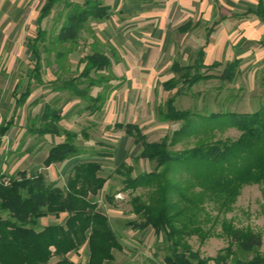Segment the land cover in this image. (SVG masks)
<instances>
[{
    "label": "trees",
    "instance_id": "trees-1",
    "mask_svg": "<svg viewBox=\"0 0 264 264\" xmlns=\"http://www.w3.org/2000/svg\"><path fill=\"white\" fill-rule=\"evenodd\" d=\"M60 4L63 22L52 37L42 28V22ZM111 14L110 7L104 5L102 0H83L82 3L43 0L36 19V34L27 40V46L35 57L34 67L26 83L21 85L23 90L15 99V109L26 102L32 93L33 84H45L41 75L40 46L46 53L55 51L57 70H62L63 59L78 48L83 32L90 30L87 24L90 21H105ZM254 15L264 22V3H258ZM184 30V27L180 29ZM46 40H49L47 44L51 48L43 46ZM91 50L90 54L78 60V64L83 65L79 75L69 80L56 78L52 89L55 93L68 91L69 95L86 102L89 115L99 111L106 102L110 93L108 84L116 79L112 74L113 58H118L113 48L112 52L107 53L96 41ZM46 61H49L47 57ZM240 63L241 59L228 62L223 68L221 79L233 80L240 72ZM220 66L219 62L205 65L203 52L199 50L192 65L174 61L170 71L175 77L163 82L162 87L169 91L179 86L177 94L184 95L183 89H190L199 81L215 77L201 74L199 70ZM80 85H84L83 88ZM21 86H17L16 90L21 89ZM92 88H100V92L92 96ZM56 101L44 104L38 118L39 127L32 130L39 135L63 137L61 142L48 150L42 162L45 168L70 161L81 153L74 143L76 135L61 132L58 127L63 117L55 106ZM173 101L169 99L165 111L159 113L162 122L183 123L174 132L171 142H167V138L148 142L137 125L114 124L116 129H123L136 145L140 144V158L155 163L152 171L134 177L131 176L132 168L124 162L115 170L116 174L123 177L122 191L147 189L144 196L134 195L130 198L131 212L136 220L127 224L140 231L150 229L168 243L164 264H208L209 261L214 264H264L259 233L247 227H235L232 221L225 218L220 224V234L212 233L220 215L230 211L244 186L264 185V104L252 112L198 116L189 111L177 110ZM13 124L14 118L0 126V147ZM224 127L236 129L239 135L217 140L211 138L212 134L207 138L198 137L199 134L206 136L207 131ZM192 136L197 138L192 148L180 151L171 149L178 139ZM1 161L0 158V213L6 214V217H0V264H74L68 259V254L78 252L84 245L88 251L86 264L112 263L113 252L121 251L122 247L108 216L98 209L94 199L107 181L100 175L99 162H76L64 186L60 188L42 173L29 176L26 171H18L8 176L1 171ZM169 172H184L187 182L182 184L180 179L165 180ZM5 179H8L7 183ZM203 202L217 204L216 216L207 230L202 228L203 221L198 214L204 212ZM61 214L66 215L63 223L41 226V219H57ZM210 235L225 237L227 246L219 250L214 258H202L198 251L192 249L188 239L196 236L202 242Z\"/></svg>",
    "mask_w": 264,
    "mask_h": 264
},
{
    "label": "rangeland",
    "instance_id": "rangeland-1",
    "mask_svg": "<svg viewBox=\"0 0 264 264\" xmlns=\"http://www.w3.org/2000/svg\"><path fill=\"white\" fill-rule=\"evenodd\" d=\"M40 1L43 3V0ZM70 1L83 2V0ZM41 5L35 3L33 11L36 12V16L39 14ZM61 8L62 4L56 5L49 17L42 22V28L52 37L58 32L63 22ZM108 21L109 19L99 23L90 21L87 24V28L90 30L83 32L78 41V48L68 53L63 59L62 70H57L55 51L46 53L44 48L40 46L41 75L45 84H33L30 97L21 107L16 109L14 124L0 147V158L2 160L1 171L8 176L13 175L17 169H26V172L32 176L38 173L44 174L48 181L55 182L56 186L60 188L64 186L65 180L76 162H99L101 164L100 175L107 178V181L103 190L94 199L98 204V209L108 216L112 229L115 233L118 232L117 235L119 236V234L121 235L120 227L126 230L129 228L135 230L127 224V222L136 220V216L131 212L130 198L134 195L144 196L147 189L139 188L135 192L122 191L124 188L123 177L116 174L115 170L120 163L124 162L126 166L132 168L131 176L134 177L152 171L155 163L140 158L139 154L142 151L140 144L136 145L123 129H116L114 124L120 122L137 125L148 142H159L163 138H167V142H171L174 139V132L179 130L183 123L181 121L162 122L160 120L159 113L165 111V104L169 99L174 100L173 105L177 110L189 111L198 116L226 112H252L264 104V58L244 59V62L242 61L239 65L240 72L238 75L229 81L221 79V76L224 66L233 61L234 58L229 61L223 57L218 61L221 64L220 67L199 70L201 74L212 75L215 76L214 78L199 81L190 89H183L184 95H179L177 94L179 86L169 91H165L162 87L163 82L175 77L170 71L169 63L176 61L177 58H175L176 55L170 56V47L168 49L164 45L163 47L155 45L156 42H159L156 40L158 31L153 35L151 29L147 30L144 25L133 24L131 20H128L127 23L118 22L117 24ZM129 21L131 23H128ZM106 22L108 25L105 24ZM33 32L32 36L35 35V30ZM180 34L177 39H174L175 46L173 49L175 51L178 48L180 51H184L189 45L197 48L203 42L202 29L199 30V35L195 34V36L198 35L196 40H184ZM46 38L48 39V37ZM49 40L44 43L45 48H51L47 44ZM94 41L107 53L112 52L113 48L118 58H113L112 74L116 79L108 84L107 89L110 93L106 102L99 111L89 115L86 102L69 95L68 91L55 93L52 89L54 88L53 81L56 78L69 80L79 75L83 65H79L78 60L85 54L92 52ZM260 42L262 44L260 48H263L264 39H261ZM25 43L24 41L23 46ZM196 48H189V50L195 51ZM192 57L190 58L193 60L195 55ZM187 58L184 55L179 59L181 63H186L189 59ZM192 60L189 59L187 62L191 63ZM33 63L34 59L28 58L24 53L20 58L15 59L10 71L7 73L0 72L3 101L8 103L5 106L7 108L6 113L4 111L0 113L2 116L0 123L3 122V119H9L13 113L14 99L22 92L20 90L15 94V91L19 90H16V87L27 81L25 74L29 72ZM130 68L132 71L129 73ZM151 70L154 71V74H152V78H149ZM80 86L83 88L84 85ZM99 92L100 88H92L90 94L95 96ZM12 94L15 95V98L12 97ZM33 98L39 100L40 105L36 106ZM44 100L48 103L58 100L55 106L63 117L58 123V127L61 132L74 133L76 135L74 143L81 150L78 157L50 166L48 169L42 164L45 153L50 146L62 141L63 137L44 139L36 132H32L39 127L38 118L42 112L41 108H43L41 102ZM207 132L206 136L199 134L198 137L207 138L212 134L211 138L217 140L235 138L239 135L236 129L227 127ZM196 141L197 138L193 136L182 137L171 149L180 151L192 148ZM166 179H180L183 184L188 178L184 172L179 174L169 172L165 176ZM4 182L7 183L8 179H5ZM203 204L204 212H198V214L200 215L199 219L203 221L202 228L207 230L211 227L213 218L216 216L217 204L209 202H203ZM0 217L5 218L6 214L0 213ZM65 218V214H61L57 219L47 217L41 219L40 224L46 226L51 223H63ZM223 218L232 221L235 227H247L253 232L259 233L262 238L260 253L264 255V185L244 186L231 205L230 211L226 215L223 213L220 215L219 221L213 226L214 231L212 233L220 234V224ZM161 242L155 244V246L158 244L157 249L150 247L149 250L148 247L147 249L135 250V245L124 244L122 245L123 250L113 252L114 260L111 264H129L130 255L137 250L141 254L140 257L155 253L156 262L164 264L163 257L168 253L165 250L168 243ZM188 243L194 251L200 253L202 258H212L216 256L219 250L227 246V239L220 235H210L201 242L198 237L193 236L188 239ZM87 257L86 245L82 246L78 252L68 254V259L74 264H86ZM134 260L136 261L137 258ZM135 264L143 263L137 262ZM209 264H214V262H209Z\"/></svg>",
    "mask_w": 264,
    "mask_h": 264
},
{
    "label": "crops",
    "instance_id": "crops-1",
    "mask_svg": "<svg viewBox=\"0 0 264 264\" xmlns=\"http://www.w3.org/2000/svg\"><path fill=\"white\" fill-rule=\"evenodd\" d=\"M102 1L104 5L109 6L111 9L112 15L109 18L111 23H127L128 20H131L133 24L135 23L136 25H144L147 30L151 29L153 35H155V33L158 31L156 40L159 42H156L155 45L157 47H163L164 45L167 46L168 49L170 47V56L173 57V55H176V61H179L180 63V59L184 55L191 60L193 58L192 56L195 55V59L199 50H202L203 52V62L205 65L218 62L219 60L223 59V57L227 58L229 61L233 58L241 59V62H244V59L246 58H264V47L260 48L262 47L260 41L261 39H264V22L254 15V12L258 8V3H264V0ZM35 3L42 4L40 0H0V72L7 73L10 71L15 59L20 58L24 53L28 58L34 59L35 62V57L33 56L30 47L27 46V40L30 37L33 38L35 36H32L34 33L33 31L35 30V34L37 31L36 19L38 14L36 16V12L33 11ZM131 22L129 21L128 23ZM105 24H107V22ZM182 27L185 28L184 31H180ZM200 29L203 30L204 36L202 39L203 42L200 43L197 48L192 45L186 46L187 48H185L184 51H180L178 48L180 53L178 50L175 51L173 49V46H175L174 39H177L180 33L184 40H196ZM195 34L198 35L195 36ZM24 41L26 43L23 46ZM188 47L196 49L195 51H190ZM194 59L191 63L187 62V60L186 63L184 62L181 64L186 66L192 65ZM173 62L169 63L170 66ZM33 67L34 63L29 72L25 74L27 75V79ZM131 71L132 70L130 68L129 73ZM153 72V70L149 72V78H152V74H154ZM25 83L26 81L24 84ZM20 90H23L22 86L21 89H19V92ZM2 93L3 86L1 87L0 85V113L2 111L6 113L7 108L5 106L8 105V103L3 101L4 97ZM12 97H14L13 94ZM34 99L36 98H33L34 104L36 103V106L40 105V101ZM13 103L15 104V99ZM45 103H48V101L44 100L41 102V107H43ZM15 111L16 109L14 106V110L10 118L7 120L3 119V122L14 118ZM1 117L2 116L0 114V119H2ZM3 122L0 123V126L3 124ZM40 136L44 137V139L53 137L51 135ZM5 137H3V139ZM55 138L59 139L62 137ZM50 148L51 146L47 149L44 158L46 157ZM18 171H26V169H17L15 172ZM120 229L121 230H119V232L121 235L119 234L118 237L120 238L119 240L122 250V245L124 244H132L133 246L135 245V250L141 248L147 249V247L148 250L150 247H152V249H157L158 244L156 246L155 244L159 243V241L161 242L162 240L161 237L153 234V232H151L152 230L150 229H145L142 231L137 229L131 230V228L126 230L125 228L121 227ZM161 243H163V241ZM140 255L141 254L138 252V250L133 252L130 255L131 260H129L128 263L135 264L140 262L143 264H159L154 259L155 253H150L141 257ZM135 258H137L136 261L134 260Z\"/></svg>",
    "mask_w": 264,
    "mask_h": 264
}]
</instances>
